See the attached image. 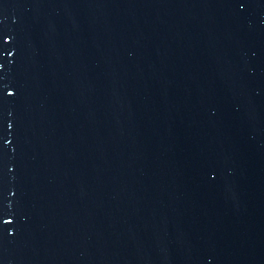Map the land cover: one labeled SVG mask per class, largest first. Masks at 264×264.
Listing matches in <instances>:
<instances>
[{
	"label": "water",
	"instance_id": "1",
	"mask_svg": "<svg viewBox=\"0 0 264 264\" xmlns=\"http://www.w3.org/2000/svg\"><path fill=\"white\" fill-rule=\"evenodd\" d=\"M0 264H264V0H0Z\"/></svg>",
	"mask_w": 264,
	"mask_h": 264
}]
</instances>
